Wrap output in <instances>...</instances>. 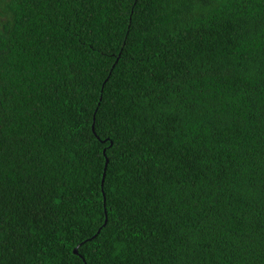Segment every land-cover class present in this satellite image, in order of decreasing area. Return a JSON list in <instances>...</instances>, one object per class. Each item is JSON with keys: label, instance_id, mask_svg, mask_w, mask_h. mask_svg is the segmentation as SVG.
I'll use <instances>...</instances> for the list:
<instances>
[{"label": "trees", "instance_id": "1", "mask_svg": "<svg viewBox=\"0 0 264 264\" xmlns=\"http://www.w3.org/2000/svg\"><path fill=\"white\" fill-rule=\"evenodd\" d=\"M0 264H264V0H0Z\"/></svg>", "mask_w": 264, "mask_h": 264}, {"label": "water", "instance_id": "2", "mask_svg": "<svg viewBox=\"0 0 264 264\" xmlns=\"http://www.w3.org/2000/svg\"><path fill=\"white\" fill-rule=\"evenodd\" d=\"M92 128H93V125H92ZM106 164H107V158H106V161H105L104 171H105ZM104 171H103V176H102V182H103V178H104ZM74 251L76 252V249H74Z\"/></svg>", "mask_w": 264, "mask_h": 264}]
</instances>
